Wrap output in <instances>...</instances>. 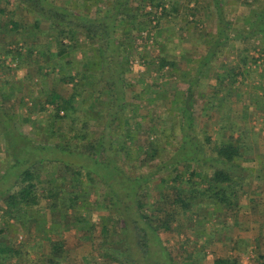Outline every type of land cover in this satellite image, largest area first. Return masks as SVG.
Returning a JSON list of instances; mask_svg holds the SVG:
<instances>
[{
	"label": "trees",
	"instance_id": "obj_1",
	"mask_svg": "<svg viewBox=\"0 0 264 264\" xmlns=\"http://www.w3.org/2000/svg\"><path fill=\"white\" fill-rule=\"evenodd\" d=\"M238 1L255 7V13L253 18H246L241 29L235 30L229 19H225V4L220 0L213 2L219 24L217 36L206 55L199 59L194 78H189V74L184 73L186 89L176 98L180 107V122L177 124L180 128V147L172 153L171 163H158L145 176L137 177L125 168L132 150H135L133 146L144 129L137 112L139 106L130 99L129 90L133 86L127 78L132 69L128 51L138 48L137 35L143 37L152 27H159L164 17L170 16L165 1L104 0L103 6L96 4L82 7L83 2L94 4L96 0H0V81L4 87L11 88L13 69L20 70L27 66L34 69L27 74L26 80L37 77L43 83L53 82L50 83L49 92L43 95L41 101L36 102L41 113L51 108L53 120L48 131L55 150L63 152L64 155L85 158L95 165V168L86 165L74 166L69 161L65 164L64 159L54 157L47 161L53 166L57 164V172H52L55 175L52 180L50 179L53 175L50 172L47 173L48 179L44 180L41 165H32L22 171L13 188L3 195L6 216L10 220L21 222L25 228L27 219L35 220L30 227L33 229L38 222V216L47 213L42 207L44 201L52 216L64 214V189L74 192L69 197L68 209H64L67 211L78 208V192L88 184L96 188L101 185L108 190L107 199L113 200L110 207L114 205L119 211L114 209L115 217L121 218L119 205L122 193L114 189L115 184L113 187L111 185L116 178H122L120 184L129 200L127 184L135 187V204L130 202L137 208L140 219L154 229L157 236L162 228L152 225L151 218L146 215V204L142 205L138 200L148 194L143 184L150 185L156 178L163 186L172 181V185L166 186L172 192L171 201L157 200L152 204H162L160 211L169 214V223L175 221L174 206L180 207L183 212H189L194 205L202 203H208L213 214H220H215L219 220L221 215L226 219L237 216L242 208L240 196L243 183L252 175V170L243 164L253 160V144L246 138V133L228 119L219 122L222 136L213 139L203 131L205 134L201 139L196 134L200 118L196 116L195 104L198 93L206 95L199 88L202 85L200 77H207L206 69L213 65L231 43L245 41L246 45L240 52L242 56L238 66L230 69L226 67L225 72H215L213 78L216 84L210 86L214 90L213 95L210 94L213 101H219V96L225 89L239 92L236 83L239 82V77L247 79L252 66H261L264 72V0L259 6L250 4L248 0ZM171 7L173 13L178 12L177 4L172 3ZM12 35L16 39L5 45L4 40ZM257 42H260L261 65L258 64L259 59L251 55L252 51H257ZM225 58L228 60L229 56ZM11 63L14 68L10 66ZM177 63L176 59L160 57L157 68L161 73L166 69H174ZM54 75L61 84L72 86L73 92L69 97L61 95L57 88L54 89L57 86ZM11 90L12 93H9L8 88L0 90V101L9 97L13 99L16 93H20L17 87ZM165 91L167 90L163 93ZM255 105L261 107L260 103ZM11 108H14L13 104L9 109ZM220 108L221 106L215 104L205 111L207 113L209 109ZM21 118V123L18 120L15 122L17 130L23 125ZM12 121L7 108L0 103V136L5 137L8 146L13 150L11 153L15 164L12 167H17L22 162L16 158L14 142L10 139L13 134L10 131ZM66 127L68 131L65 130ZM22 137L19 134V138L23 139ZM150 139L145 145L139 144L138 151L135 150L133 161H138V166L147 165L148 161H155L161 156L158 136ZM182 180L187 188L176 186ZM115 200L119 205H115ZM88 216L90 214L86 213L85 217ZM85 217L80 216L76 221L81 225L84 223L89 235L94 237L97 227L91 224L88 228V218ZM29 232L31 234L33 231ZM6 233V227L0 229V241ZM58 233L53 227L45 233L44 256L41 257L43 261L37 262L38 264H61L66 260L64 239H52ZM105 239L107 241L108 237ZM112 247L109 242L100 249L101 257L107 251L106 257L112 263L130 264L126 258L127 250L115 249L112 252ZM26 249L25 246L12 252L0 244V264L15 256H23L28 264H35L34 260L28 258L29 252ZM260 257L264 264V255ZM217 264H240V259L220 258Z\"/></svg>",
	"mask_w": 264,
	"mask_h": 264
},
{
	"label": "rangeland",
	"instance_id": "obj_2",
	"mask_svg": "<svg viewBox=\"0 0 264 264\" xmlns=\"http://www.w3.org/2000/svg\"><path fill=\"white\" fill-rule=\"evenodd\" d=\"M159 1H165L166 8L171 13L170 16L164 17L159 27H152L150 32L143 34V37L137 35L138 48L128 51L132 69L127 78L133 86L129 90L130 99L139 106L137 112H139L140 121L144 124V129L133 148L138 151L139 144L145 145L154 136H158L160 141V158L148 161L147 165L142 167L138 166V161H133L135 150H132L125 168L137 177L145 176L158 163L170 164L172 153L180 147V128L177 125L180 122L178 112L180 107L176 103V98L186 89L184 73H188L189 78H194L199 59L206 55L209 46L214 42L219 26L214 0ZM220 1L225 4V19H229L230 24L234 26L233 30L241 29L246 18H253L255 7L238 0ZM248 1L255 6L263 2V0ZM172 3L178 5L177 13L172 12ZM96 4L103 6L104 0H96L94 4L83 2L82 7L86 5L92 7ZM245 28L246 26L244 30ZM14 39H16L14 35L11 38L8 36L4 40L5 45ZM245 43V41H238L226 46L224 53L206 69L207 77H200L202 85L199 88L204 94L209 95L198 93L195 104L196 116L200 118L196 134L201 139L205 133L213 139L222 136L219 122L228 119L237 124L253 144V160L243 164L252 170V175L243 183V192L240 196L242 208L237 216L226 219L224 215H221L219 220L216 215L220 214H213L209 204L202 203L194 205L189 212H183L180 207L174 206L175 221L169 223V214L160 211L162 204L156 206L152 204L157 200L171 201L172 192L167 190L166 186L172 185V181L163 186L156 178L150 185L143 184L148 194L145 197H139L138 200L142 205L146 204L147 213H145L151 218L152 225L162 228L157 236L154 229L152 230L140 219L137 208L131 203L134 201L135 187L127 184L129 200L120 184L122 178H116L112 179L111 185L113 187L115 184L114 189L122 193L120 205L115 200V205L117 203L120 206L121 218L115 217V210L119 212L117 208H114V205L110 207L113 200L107 199L108 190L101 185L96 188L86 184L78 192L80 201L76 209L64 210L68 209L69 197L74 193L64 189L62 197L65 202L64 214L52 216L44 201L42 207L47 213L38 216V222L33 229L30 227L35 220L27 219L25 224L27 229L21 225V222L10 220L6 216L2 198L10 188H13L16 178L22 171L39 164L42 167L43 178L47 180V173L50 172L53 175L52 172L56 171L57 164L53 166L47 162L54 157L64 159L65 164L69 161L74 166L86 165L95 168V165L85 158L64 155L63 152L55 150L48 131L50 122L53 120L51 108L41 113L36 102L41 101L43 95L49 92L50 83L53 82L43 83L37 77L26 80L27 74L34 68L24 66L20 70L13 69L12 87L7 86L9 93H12L13 87L15 89L17 87L20 93L18 95L16 93L13 99H10L8 95L9 98L0 101L7 108L10 119L13 120L10 131H13L11 133L14 139H10L14 142L16 158L22 162L17 167H12L15 164L11 153L13 150L8 146L5 137L0 136V229L3 227L7 229L0 244L7 251L12 252L26 246L29 252L28 258L34 260L39 255L44 256L42 246H37L34 242L46 243L45 233L50 230L52 224L57 222L60 227L59 233L52 236V239L63 238L67 252L66 260L61 264H114L106 257L107 251L102 253L104 257L100 255V249L109 242L113 246L112 252L115 249L128 251L126 258L130 264H217L220 258L225 257H239L240 264H262L260 257L264 255V170H262L264 167V72L262 67L252 66L246 80L239 77V82L236 83L239 92L235 93V90L229 92L225 89L226 92L219 96V101H213L210 96L214 91L210 86L216 84L213 78L215 72L218 70L225 72L226 67L230 69L238 66L242 56L240 52ZM259 45L260 42H257V51H252L251 55L258 58V64L261 65ZM227 55L228 60L225 58ZM160 57L176 59L178 63L174 69H166L160 73L157 68ZM10 66L14 68L12 63ZM53 79L57 83L54 89L57 88L61 95L69 97L72 94L71 85L61 84L55 75ZM164 90L167 91L163 93ZM255 103H260L261 107H256ZM10 104H13L14 108L9 109ZM215 104L221 106L220 111L209 109L206 113L205 109ZM98 109L101 110L100 107ZM20 118L23 119V125L21 124L22 126L17 130L15 122L18 120L21 123ZM6 122L10 125L9 121ZM61 125L63 126V123ZM65 130L68 131L67 127ZM19 134L23 136V139L19 138ZM54 176L50 180L54 179ZM183 181L176 186L187 188ZM107 205L110 208L108 210ZM86 213L90 216L85 217ZM80 216L88 218L87 227L91 224L97 227L94 237L89 235L84 223L78 224L76 220ZM167 223L170 225L167 226ZM29 230L33 232L30 234ZM106 236L108 242L105 239ZM3 264L28 263L23 256H15L4 261Z\"/></svg>",
	"mask_w": 264,
	"mask_h": 264
},
{
	"label": "crops",
	"instance_id": "obj_3",
	"mask_svg": "<svg viewBox=\"0 0 264 264\" xmlns=\"http://www.w3.org/2000/svg\"><path fill=\"white\" fill-rule=\"evenodd\" d=\"M221 2V1H220ZM232 36H234V34H232ZM5 90V89H7V86L6 87H4V85H3V82L2 81H0V90ZM6 93V92H5ZM0 97H1V95H0ZM12 104H10V106H11ZM51 227H54V230H57V231H59V229H60V227H59V224L56 222V223H54V224H52L51 225ZM57 227H59V229L57 228ZM52 240V239H51ZM35 243V245L37 244V246H42V248H43V246H44V242L43 243H41V244H39L38 243V241L37 242H34ZM41 257H43L42 255L40 256L39 255V257L37 258H34V261L33 262H35V264L37 263V262H41V261H43V260H41ZM39 262V263H40ZM38 264V263H37Z\"/></svg>",
	"mask_w": 264,
	"mask_h": 264
},
{
	"label": "built area",
	"instance_id": "obj_4",
	"mask_svg": "<svg viewBox=\"0 0 264 264\" xmlns=\"http://www.w3.org/2000/svg\"><path fill=\"white\" fill-rule=\"evenodd\" d=\"M148 10L150 11V10H151V8L149 7V8H148Z\"/></svg>",
	"mask_w": 264,
	"mask_h": 264
}]
</instances>
